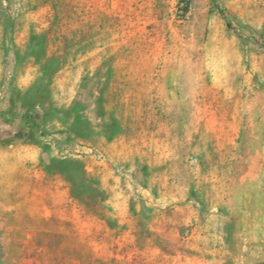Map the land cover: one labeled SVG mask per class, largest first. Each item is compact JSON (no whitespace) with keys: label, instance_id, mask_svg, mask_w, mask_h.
<instances>
[{"label":"rangeland","instance_id":"374dc122","mask_svg":"<svg viewBox=\"0 0 264 264\" xmlns=\"http://www.w3.org/2000/svg\"><path fill=\"white\" fill-rule=\"evenodd\" d=\"M0 264H264V0H0Z\"/></svg>","mask_w":264,"mask_h":264},{"label":"clouds","instance_id":"9594fccd","mask_svg":"<svg viewBox=\"0 0 264 264\" xmlns=\"http://www.w3.org/2000/svg\"><path fill=\"white\" fill-rule=\"evenodd\" d=\"M190 48L178 46L171 54L165 74L176 90L172 95L176 99L179 93V103L193 101L201 90L202 78L205 71L223 69L229 72L232 61L231 53L221 47H210L204 51L199 60L194 61Z\"/></svg>","mask_w":264,"mask_h":264},{"label":"trees","instance_id":"16d2710c","mask_svg":"<svg viewBox=\"0 0 264 264\" xmlns=\"http://www.w3.org/2000/svg\"><path fill=\"white\" fill-rule=\"evenodd\" d=\"M212 2H213V5L217 6V0H212Z\"/></svg>","mask_w":264,"mask_h":264}]
</instances>
